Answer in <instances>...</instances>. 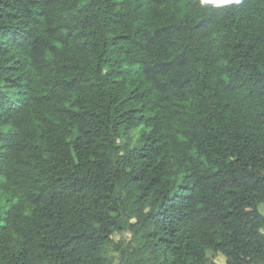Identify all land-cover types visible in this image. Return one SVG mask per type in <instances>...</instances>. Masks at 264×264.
<instances>
[{
    "label": "trees",
    "instance_id": "1",
    "mask_svg": "<svg viewBox=\"0 0 264 264\" xmlns=\"http://www.w3.org/2000/svg\"><path fill=\"white\" fill-rule=\"evenodd\" d=\"M260 206L264 0H0V264H264Z\"/></svg>",
    "mask_w": 264,
    "mask_h": 264
},
{
    "label": "rangeland",
    "instance_id": "2",
    "mask_svg": "<svg viewBox=\"0 0 264 264\" xmlns=\"http://www.w3.org/2000/svg\"><path fill=\"white\" fill-rule=\"evenodd\" d=\"M259 210L261 211V213L264 214V207L263 206H260L259 207ZM264 232V231H263ZM129 235L126 234V233H123V234H115L114 235V240L115 241H118V240H122V239H125L127 240L129 237ZM213 260L218 263V264H224L225 263V259L224 257H222L221 255H217L215 257H213Z\"/></svg>",
    "mask_w": 264,
    "mask_h": 264
},
{
    "label": "snow or ice",
    "instance_id": "3",
    "mask_svg": "<svg viewBox=\"0 0 264 264\" xmlns=\"http://www.w3.org/2000/svg\"><path fill=\"white\" fill-rule=\"evenodd\" d=\"M206 3H215V4H222L225 0H205Z\"/></svg>",
    "mask_w": 264,
    "mask_h": 264
},
{
    "label": "clouds",
    "instance_id": "4",
    "mask_svg": "<svg viewBox=\"0 0 264 264\" xmlns=\"http://www.w3.org/2000/svg\"><path fill=\"white\" fill-rule=\"evenodd\" d=\"M235 2H236V3H239V2H240V0H235Z\"/></svg>",
    "mask_w": 264,
    "mask_h": 264
}]
</instances>
